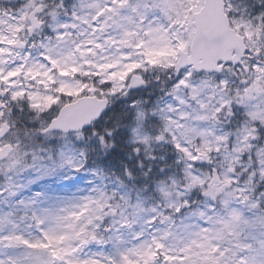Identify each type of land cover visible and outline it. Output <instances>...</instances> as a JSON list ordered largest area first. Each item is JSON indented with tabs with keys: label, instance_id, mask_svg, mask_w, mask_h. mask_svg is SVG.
<instances>
[{
	"label": "snow or ice",
	"instance_id": "6c2138e0",
	"mask_svg": "<svg viewBox=\"0 0 264 264\" xmlns=\"http://www.w3.org/2000/svg\"><path fill=\"white\" fill-rule=\"evenodd\" d=\"M0 264H264V0H0Z\"/></svg>",
	"mask_w": 264,
	"mask_h": 264
}]
</instances>
